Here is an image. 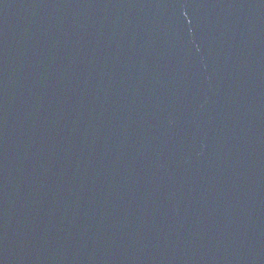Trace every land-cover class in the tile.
<instances>
[{
	"label": "water",
	"instance_id": "95a60500",
	"mask_svg": "<svg viewBox=\"0 0 264 264\" xmlns=\"http://www.w3.org/2000/svg\"><path fill=\"white\" fill-rule=\"evenodd\" d=\"M0 264H264V0H0Z\"/></svg>",
	"mask_w": 264,
	"mask_h": 264
}]
</instances>
